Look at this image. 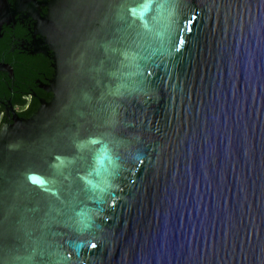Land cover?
Masks as SVG:
<instances>
[{"label":"water","instance_id":"water-1","mask_svg":"<svg viewBox=\"0 0 264 264\" xmlns=\"http://www.w3.org/2000/svg\"><path fill=\"white\" fill-rule=\"evenodd\" d=\"M53 5L56 98L0 127V264H264V0Z\"/></svg>","mask_w":264,"mask_h":264},{"label":"flooded vegetation","instance_id":"flooded-vegetation-1","mask_svg":"<svg viewBox=\"0 0 264 264\" xmlns=\"http://www.w3.org/2000/svg\"><path fill=\"white\" fill-rule=\"evenodd\" d=\"M53 2L0 0V85L10 92L9 98L0 96L2 125L23 119L22 114L31 117L56 98L61 72L57 46L49 36V26H55ZM62 7H56L59 16Z\"/></svg>","mask_w":264,"mask_h":264},{"label":"trees","instance_id":"trees-1","mask_svg":"<svg viewBox=\"0 0 264 264\" xmlns=\"http://www.w3.org/2000/svg\"><path fill=\"white\" fill-rule=\"evenodd\" d=\"M18 78V76H16ZM0 96H5L6 98H9L10 96V92L8 88H5L4 86L0 85ZM25 117H30V116H26V114H22V118L23 119H28V118H24ZM2 126L1 121H0V127Z\"/></svg>","mask_w":264,"mask_h":264}]
</instances>
